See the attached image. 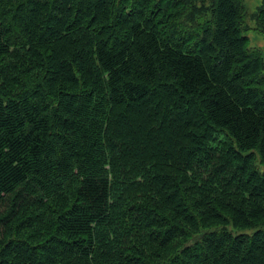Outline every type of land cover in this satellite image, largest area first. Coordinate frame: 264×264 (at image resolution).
<instances>
[{"label": "trees", "instance_id": "1", "mask_svg": "<svg viewBox=\"0 0 264 264\" xmlns=\"http://www.w3.org/2000/svg\"><path fill=\"white\" fill-rule=\"evenodd\" d=\"M243 8L0 0V264H264Z\"/></svg>", "mask_w": 264, "mask_h": 264}, {"label": "rangeland", "instance_id": "2", "mask_svg": "<svg viewBox=\"0 0 264 264\" xmlns=\"http://www.w3.org/2000/svg\"><path fill=\"white\" fill-rule=\"evenodd\" d=\"M264 0H243L244 31L250 46L257 48L264 60V35L259 27V16ZM264 170V166H260Z\"/></svg>", "mask_w": 264, "mask_h": 264}]
</instances>
